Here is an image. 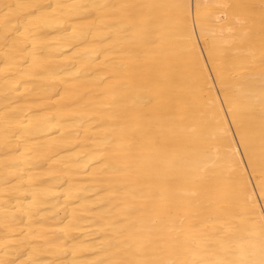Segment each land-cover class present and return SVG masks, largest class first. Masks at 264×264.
<instances>
[{"label":"bare ground","instance_id":"bare-ground-1","mask_svg":"<svg viewBox=\"0 0 264 264\" xmlns=\"http://www.w3.org/2000/svg\"><path fill=\"white\" fill-rule=\"evenodd\" d=\"M0 264H264V0H0Z\"/></svg>","mask_w":264,"mask_h":264}]
</instances>
